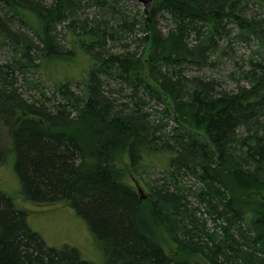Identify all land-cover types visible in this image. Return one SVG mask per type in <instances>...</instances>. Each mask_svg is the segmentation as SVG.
I'll use <instances>...</instances> for the list:
<instances>
[{
  "label": "trees",
  "instance_id": "trees-1",
  "mask_svg": "<svg viewBox=\"0 0 264 264\" xmlns=\"http://www.w3.org/2000/svg\"><path fill=\"white\" fill-rule=\"evenodd\" d=\"M253 1L153 0L146 13L126 0H0V167L13 160L24 199L69 203L101 264H264V0L257 12ZM255 40L245 64L229 52ZM230 55L234 88L195 73ZM0 264L97 263L48 246L0 190Z\"/></svg>",
  "mask_w": 264,
  "mask_h": 264
},
{
  "label": "rangeland",
  "instance_id": "rangeland-1",
  "mask_svg": "<svg viewBox=\"0 0 264 264\" xmlns=\"http://www.w3.org/2000/svg\"><path fill=\"white\" fill-rule=\"evenodd\" d=\"M126 1L128 8L132 12H135V10L138 9L144 11V5L142 3L135 0ZM253 2H256L253 4V9L257 12L258 2L256 0ZM168 23L169 22L164 20L160 22L161 26L164 27V30L166 29L165 25ZM128 42L130 48L137 49L139 42L135 40V37H131ZM148 47L149 45H147V48ZM258 48L259 44L256 40L249 43L240 41L234 43L233 49L229 50V52L231 55L238 56L237 60L239 63L245 64V60H247L249 56L255 54V51L258 50ZM143 49L141 46L138 51L141 52ZM262 49L264 48L262 47ZM145 52H147V49ZM231 55L224 58L223 62L218 64L214 69H207L200 72L195 71V73L219 79V81L223 82L225 86L234 88L235 83L229 76L230 72L234 70V63H232L234 56L231 57ZM38 77L39 76H37V78ZM41 80L43 81L44 77H42ZM7 132L6 127L0 123V148L5 147L8 142ZM116 162L119 167L127 173L126 176L135 185V182L129 175V159L127 154L123 152L119 153ZM160 175V171L154 173V176ZM134 177L142 186L144 193L148 192L144 182L140 178L136 176ZM0 190L12 197L19 209L28 212V223L30 227L44 239L48 246L58 249H61L64 246L74 247L80 252L83 259L97 264L103 262V253L95 236L90 231L87 222L71 205H69V203L64 201L40 203L28 201L21 196L20 183L15 174L12 159H10L4 166L0 167ZM194 260L197 262H204L200 257H195Z\"/></svg>",
  "mask_w": 264,
  "mask_h": 264
},
{
  "label": "water",
  "instance_id": "water-1",
  "mask_svg": "<svg viewBox=\"0 0 264 264\" xmlns=\"http://www.w3.org/2000/svg\"><path fill=\"white\" fill-rule=\"evenodd\" d=\"M135 1L142 3L144 5L145 12L149 13V10H150V7L152 5L153 0H135ZM134 182L136 184L138 192L142 195L143 198H146L147 195H146V193H144L142 186L135 179H134Z\"/></svg>",
  "mask_w": 264,
  "mask_h": 264
}]
</instances>
